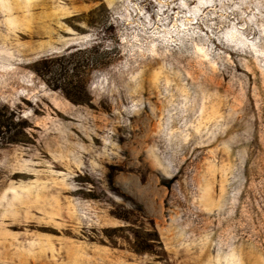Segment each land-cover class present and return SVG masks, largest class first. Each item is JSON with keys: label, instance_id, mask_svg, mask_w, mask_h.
Listing matches in <instances>:
<instances>
[{"label": "rangeland", "instance_id": "374dc122", "mask_svg": "<svg viewBox=\"0 0 264 264\" xmlns=\"http://www.w3.org/2000/svg\"><path fill=\"white\" fill-rule=\"evenodd\" d=\"M0 113V264H264V0H0Z\"/></svg>", "mask_w": 264, "mask_h": 264}, {"label": "trees", "instance_id": "16d2710c", "mask_svg": "<svg viewBox=\"0 0 264 264\" xmlns=\"http://www.w3.org/2000/svg\"><path fill=\"white\" fill-rule=\"evenodd\" d=\"M54 88H56V89H60L63 93H64V95L68 98V99H70V100H72V101H77V99H75L74 98V93H72V90L70 89H63V88H61V87H59V86H57V87H54ZM2 115H1V113H0V117H1ZM8 127H9V125H8V123L7 122H4V120H2L1 118H0V134H1V130H6V129H8Z\"/></svg>", "mask_w": 264, "mask_h": 264}]
</instances>
